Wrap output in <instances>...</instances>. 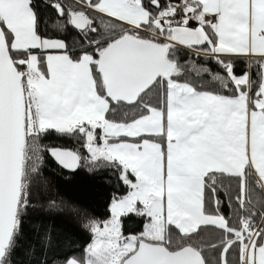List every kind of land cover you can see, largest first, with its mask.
Segmentation results:
<instances>
[{"label":"snow or ice","instance_id":"6c2138e0","mask_svg":"<svg viewBox=\"0 0 264 264\" xmlns=\"http://www.w3.org/2000/svg\"><path fill=\"white\" fill-rule=\"evenodd\" d=\"M45 153L110 171L59 264H264V0H0V264L67 208Z\"/></svg>","mask_w":264,"mask_h":264},{"label":"trees","instance_id":"16d2710c","mask_svg":"<svg viewBox=\"0 0 264 264\" xmlns=\"http://www.w3.org/2000/svg\"><path fill=\"white\" fill-rule=\"evenodd\" d=\"M68 38L70 40L71 35ZM42 143L64 148H80L75 138L59 137L55 133L50 134ZM80 151L84 153L82 148ZM42 172L50 189L43 191V198L56 199L67 205V208L64 212L53 215L30 214L14 255L15 264H40L41 261L46 264H59L66 254L81 255L89 241V235L81 228L80 217L71 211L72 208L79 209L82 214L87 213L101 219L107 216V181L110 171L103 172L102 176L89 174L83 167L74 173L69 172L45 153ZM221 197L224 198L223 192ZM222 208L225 213H229L227 206ZM33 223L39 226L41 235L45 229H51V244L43 251L40 250Z\"/></svg>","mask_w":264,"mask_h":264}]
</instances>
